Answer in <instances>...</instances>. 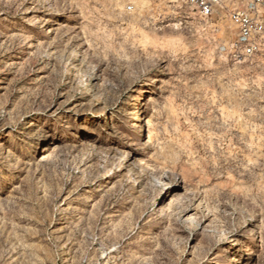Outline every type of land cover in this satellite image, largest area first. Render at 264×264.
I'll return each mask as SVG.
<instances>
[{
	"label": "rangeland",
	"instance_id": "1",
	"mask_svg": "<svg viewBox=\"0 0 264 264\" xmlns=\"http://www.w3.org/2000/svg\"><path fill=\"white\" fill-rule=\"evenodd\" d=\"M236 37L183 0H0V264H264Z\"/></svg>",
	"mask_w": 264,
	"mask_h": 264
},
{
	"label": "built area",
	"instance_id": "2",
	"mask_svg": "<svg viewBox=\"0 0 264 264\" xmlns=\"http://www.w3.org/2000/svg\"><path fill=\"white\" fill-rule=\"evenodd\" d=\"M197 15L210 19L222 9L227 10L231 23L235 26L237 37L230 45L235 58H252L264 52V0H183Z\"/></svg>",
	"mask_w": 264,
	"mask_h": 264
},
{
	"label": "bare ground",
	"instance_id": "3",
	"mask_svg": "<svg viewBox=\"0 0 264 264\" xmlns=\"http://www.w3.org/2000/svg\"><path fill=\"white\" fill-rule=\"evenodd\" d=\"M150 119H145V124L147 125V133L150 135L151 131H150Z\"/></svg>",
	"mask_w": 264,
	"mask_h": 264
}]
</instances>
